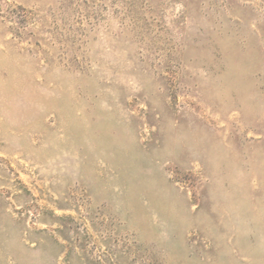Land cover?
Instances as JSON below:
<instances>
[{"label": "rangeland", "instance_id": "obj_1", "mask_svg": "<svg viewBox=\"0 0 264 264\" xmlns=\"http://www.w3.org/2000/svg\"><path fill=\"white\" fill-rule=\"evenodd\" d=\"M0 264H264V0H0Z\"/></svg>", "mask_w": 264, "mask_h": 264}]
</instances>
